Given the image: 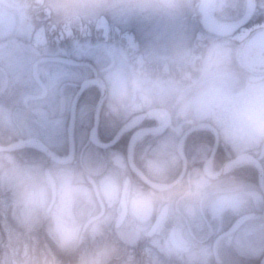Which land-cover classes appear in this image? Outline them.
<instances>
[{"label": "flooded vegetation", "instance_id": "obj_1", "mask_svg": "<svg viewBox=\"0 0 264 264\" xmlns=\"http://www.w3.org/2000/svg\"><path fill=\"white\" fill-rule=\"evenodd\" d=\"M216 2L217 0H214L212 5L216 6ZM227 3L225 11L231 17L230 23L238 24L250 14L247 22L230 34L221 35L206 30L203 27L201 18H198V27L194 28L195 33L197 32L194 42L190 41L192 45H202L201 41L204 40L205 48L215 45L221 50L233 51L249 40L252 35L264 30V0H228ZM251 4H253L252 11ZM0 8L1 15L7 13L19 17L18 30L20 36H22L21 38H13L11 42L13 47H17L15 50L17 53L26 45L36 52L38 51L39 57L35 68L42 62L54 61L55 57L38 50L40 48L45 49L44 46L36 45L34 40H31V36L35 34L40 25L45 23H41V21L33 23L32 16L26 15L25 4H22L20 0H0ZM212 16L218 22H222L217 15L212 14ZM47 18L45 16L44 19ZM45 22L48 24V30L50 27L53 28L51 20ZM244 30L248 31V35L241 40L236 38ZM190 42L189 45H191ZM260 47H264V40L257 43V48ZM71 48L73 50V47ZM192 56H194L193 51H186L181 58L182 63L190 62ZM261 62L262 57L258 52L241 55L231 63L235 67L232 71H235L238 75L242 68L258 69ZM165 64L169 65L167 61H165ZM68 65L70 74L67 77L53 75L47 78L42 73L37 75L35 80L41 91L33 95L36 96V99H34L36 105L34 109L36 113L35 120L36 125H39L36 132L39 129L42 132L46 127L43 124L42 108L45 101L50 98L53 101H50L49 104L55 103L57 105V108L51 110L53 125H57L62 130L65 122L69 121L68 137L63 138L59 135L55 143L49 144L44 139L43 134H38L39 132L35 135L32 133L30 136H21L25 139H39L62 162L51 159L39 149L26 146L22 149L29 148L27 151H30L31 154L21 157L23 161L21 164L44 168V174L46 170H50L51 174L61 176L62 172L66 170L67 181L71 183L73 191L77 193L81 202L74 204L71 200L68 201V216L71 217L68 225L57 216L56 211H53L55 207L46 208L44 213L39 211L37 218L39 219L38 223L41 226V231L35 232L34 235L38 239H42L45 244L50 245L58 256L67 259H76L92 241L93 244H98L104 239L109 240V237H111V241L116 243L122 254L128 251L137 254L143 250L147 251L148 248L155 249L160 255H165L168 251H185L187 248L183 243L182 231L179 228L181 225L178 220H176L177 223L171 221L172 208L179 216H182L183 209L180 207L176 209V205L180 206L189 190L191 191L195 185L199 187L198 184L201 183L206 187L211 186L214 190L213 193H216L220 191L218 183L224 181L230 186L227 191H231L232 188L236 189V187L247 190L249 193L246 197L248 202L241 204L239 198L229 196L224 201H217L215 208L212 205L203 207V197H200L199 207L196 208L195 215L198 217V221L211 222L221 217L227 209L239 206L232 213L230 225L214 236L212 240L213 251L217 236L234 225L241 217L250 214L236 231L219 240L216 249L218 251L224 239H227L228 244L233 243L234 237L242 228L247 227L251 222H257L258 230L253 233L258 235L260 254L248 256L247 258H259V264H261L264 259V154L260 151L246 150L241 154H248L253 160L247 159L233 164L223 176L212 178L210 172L219 169L216 166L218 162L217 152L213 156L212 151L206 154L203 151V146L211 144V141L201 139L203 133L214 136L210 131L211 126L206 121H199L184 127L186 122L183 119L170 118L166 107L169 95L153 99L154 95L149 90L154 86V81L151 80L152 77L143 75L145 72L141 69L143 65L139 62V59L132 60V64L127 59L112 62V67L107 71L114 72L115 75H106L107 77L91 76L89 74L85 76L74 75L75 71H82V68L89 67L84 61L70 59ZM165 67L166 65H164ZM195 69L199 71L200 67ZM185 73L187 72L184 71ZM59 79L65 80L62 82L64 85L57 84ZM170 81L174 80L168 79V84ZM232 83H236V77H233ZM83 84L85 85L83 86ZM97 86H100V90ZM52 87L57 89L52 91ZM16 88L15 86L10 89L6 85L3 90L5 99L10 97L13 92L18 95V92H16L18 89L15 90ZM129 88L133 90L131 95L127 91ZM60 89L61 91H59ZM112 92L123 93L127 98L130 96L129 105L109 106L107 100H109ZM103 96L102 107L97 108ZM58 99L63 102L62 105L55 102ZM219 101L223 107L227 108L225 98ZM137 103L140 104V110L143 113H138V109L136 111L133 109V105ZM26 104L27 102L23 99L19 107L13 108L8 98L7 107L12 114L18 110L22 115V119L26 121ZM98 111L99 118H97ZM126 113L128 114L127 117H125ZM64 115L66 116L65 122L61 120ZM56 118L60 119L57 120ZM175 121L180 123L178 125L173 124ZM7 123L10 126L13 123L17 124L14 117ZM17 127L20 131L19 125ZM192 127L197 128L190 132L183 141L182 148L183 146L185 148V154L183 155L180 150L181 139ZM145 129H151V132L149 134L143 132L139 136V133L145 131ZM173 129L178 132L183 131L181 136L179 135L177 138L175 154H170L167 157L151 155L156 147L169 143L164 142L162 138ZM55 136L53 134L52 138L54 139ZM191 137H193V140L189 139ZM214 138L216 143V136ZM219 142V146L223 145L226 148L232 146L230 142H226L221 136ZM32 154H35V156ZM238 155L240 154L233 153L232 156H227L228 158L223 161L222 165ZM155 158L158 163L165 162L159 164L158 168L154 164ZM161 159L164 160L160 161ZM255 159L259 161V165L256 164ZM207 163L210 172L207 169ZM52 166H54V170L55 168L58 169L59 173L55 172L56 170L52 172ZM27 179L21 183L24 187L28 185ZM178 179H180L179 182L170 187H155L148 182L157 183L156 181H161L158 183H165L166 180H169L167 182L172 184ZM97 186H101L106 195L97 197L93 194L89 199V193H94ZM251 199L254 206H251ZM166 205L165 216L154 228L161 211ZM77 216L83 218L79 224H77ZM172 230H174L176 240L178 243L184 244V248H179L172 242ZM193 236L194 238L197 237L195 234ZM209 241L210 238H207L203 242L206 244ZM59 242L69 244L77 242L79 245L73 250L64 252L58 246ZM155 242H163L165 250L162 249L161 243ZM80 244H83L82 247ZM243 259L246 258L243 257ZM216 263L220 264V261Z\"/></svg>", "mask_w": 264, "mask_h": 264}, {"label": "rangeland", "instance_id": "obj_2", "mask_svg": "<svg viewBox=\"0 0 264 264\" xmlns=\"http://www.w3.org/2000/svg\"><path fill=\"white\" fill-rule=\"evenodd\" d=\"M20 2L25 4L26 15L32 16L33 23L41 21V23H45L44 25L47 27L48 24L45 21L50 19L47 18L45 20L44 18L46 15L43 13H38L35 15L33 14L34 5H38L40 0H20ZM227 2L228 0H217L215 7L223 9L226 13L225 8L228 4ZM1 14L2 13L0 11V57H6L10 65H8V69L5 71L0 67V123L4 127V129H0V139H2L4 143H8V145L13 144H9V141H7L8 139L2 132V130H5V133L6 131L17 132L13 126L8 125V123L3 124L2 122V119L5 120V122H10L12 117L15 118L17 124L19 125V136H30L32 133L35 135L39 132L38 134H43L44 139L49 144L55 143L56 138L57 136L59 137V135H61L63 138H67L69 135V121H67V123L65 122L66 116L64 115L61 119L65 122L62 130L58 128L57 125H53L54 123L51 120L53 119L51 118L53 114L51 110L53 108H57V105L55 103L49 104L51 101L50 98L47 101L44 99L45 103L43 104L42 108V119L43 124L46 125V127L42 132L40 129L38 132H36V128L38 129L39 127V125H36V116L35 118L31 119H29L27 116V120L25 121L22 119V115L18 110L13 114L10 112L7 107L8 98L6 101L2 102L3 90L6 88V85L10 89H13L15 86L17 87L15 90L18 89L16 92H18V102L20 104L25 96L37 94V92H40L41 90L33 75L36 59L39 57V52L32 50L34 54L27 57L23 56L22 53L24 51L22 49L18 51L19 53H17L15 51L17 47H13L11 42L12 39L15 38L19 33V17L12 13V15H8L7 13H4L3 15ZM105 20L106 19L104 18H100L94 23L82 22L74 28L69 27L67 29H62L61 32L63 34V39L60 37V34L58 35L57 41L53 40L52 38L48 39L50 42H48L47 45H42L45 49L40 48L38 50L46 52V55L55 58L54 61H45L47 63H40V65L35 69L37 75L41 73L43 75L45 73H43V71L48 69L47 66L58 67V73L60 69L66 72V70H68L67 63L71 59L69 57L72 55H78V50L83 55H87V50H89L91 51L90 57L97 59L98 55L100 54H102L104 57L106 56L102 51L103 49L105 53H109L111 59L114 60L127 59L129 63L132 64V60L134 61L135 59H139V62L143 65L141 69L145 72L143 75L152 77L151 80L154 81V86L149 90L152 91V94L154 95L153 99L163 97L164 95L171 96L175 90L174 81L180 76L184 75V71L187 73L190 72L189 74L193 77L198 78L200 76V70L198 71L195 69L200 67L199 62L195 60V56L198 55L200 51L205 49V45L204 40L201 41L203 43L202 45H192L197 33H195L194 30V28L198 27L197 19H193L189 16L178 17L176 19L153 17L151 19H134L132 21L121 23H114L113 21L107 19L109 28L104 37L102 35L103 30L101 29L97 31L95 27L97 23L98 25L106 23ZM86 24L89 26L90 35L86 33L88 32ZM80 26L82 30L81 34L79 33ZM71 29H73L74 34L71 33ZM59 30L60 29L57 31ZM65 30H67V32H65ZM55 33L56 32H54L53 35H55ZM133 35L135 36L136 41L133 40ZM32 39L33 38L31 37V40ZM127 39L130 40V43L127 41ZM5 40L7 41V44ZM175 41L176 45L173 44ZM190 41H192V43ZM171 42L173 46H168ZM189 42L191 45H189ZM139 46L141 49L136 50L135 48ZM71 47H73V50ZM188 50H191V52L193 51L194 56L191 57L190 62L184 64L182 63L181 58ZM60 53H68L70 56L63 58L60 56ZM103 59L104 58H102V60ZM80 60L82 61V59ZM165 61H167L169 65L165 64ZM164 65H166L165 68ZM111 67L112 63L107 66V69H110ZM233 68L235 67L230 64L225 70L213 71L205 81V86L218 100L225 98V94L228 92V90L232 89L237 84V80L236 83H232L233 77H236L237 75L235 71H232ZM54 74L57 75V73ZM87 74L88 73L85 75ZM12 75H15L13 80L11 78ZM107 75L113 76L115 73L107 71ZM168 79H172L174 81H170L168 84ZM24 87L28 88L25 89ZM97 87H99L100 90V86ZM56 89L57 88L52 87V91ZM59 91H61V89ZM127 91L128 94L131 95L133 90L129 88ZM129 97L127 98L125 105H129L131 101ZM9 100H11L12 104V99ZM59 100L60 99H58V101L56 100L55 102H58L59 105H62L63 102ZM33 101L34 100H31L30 102ZM107 103L110 106L109 100H107ZM116 106L117 104L113 103L112 107ZM133 107V109L136 111L137 108H140V104L137 103L133 105ZM127 116L128 114L126 113L125 117ZM56 119L59 120L60 118ZM179 123L180 122L176 123L175 121L173 124L178 125ZM186 125L189 126L190 124L184 123V127ZM0 128L2 127L0 126ZM22 131H24V133H21ZM182 133V130L178 132L175 129L167 133L162 139L164 142L167 141L169 143L167 145L164 143L162 146L156 147L151 152V155L167 157L170 156V154H175V144L177 143V138L179 135L181 136ZM53 134L56 135L54 139L52 138ZM189 139L193 140V137ZM17 140L12 142H18ZM215 144V138H213L211 144L209 143L208 145H204L203 149L206 150V152L207 150L208 152H211L214 149ZM219 145L220 142L217 145V150H215L217 153L220 147ZM231 145V148H226V154L228 156H232L233 153L241 154L246 150H251L243 142L231 143ZM28 147L36 148L34 145H29ZM28 149L29 148L20 149L11 153L0 152V264H213L214 258L212 251V240L219 231L227 228L230 225L232 213L236 211V208L239 207L238 206L233 209L229 208V210L227 209L224 211L221 217L216 218L214 221H198V217L195 215V213L199 207L200 197H203V207L206 205H212V207L215 208L218 201L213 198L210 202L207 194L213 193L214 190L211 188V186L206 187L200 183L198 184L200 185L199 187L195 185L194 187L196 188L193 187L191 191H188L186 198L180 203V206L176 205V209H179V207L183 209L184 213L182 216H179L175 209L172 208L173 212L171 214V221L175 222L178 220L179 224L181 225L179 228L182 231L183 243L187 248L185 251H168V253H165V255H160L155 249L148 248L147 251L143 250L140 253L141 256L134 255L135 253L133 251H128L122 254L117 248L116 243L111 241V237H109V240L104 239L98 244H93L92 241V243L87 246L84 251L76 257L75 260L72 258L66 259L64 257L58 256V254L52 250L50 245L45 244L42 239L40 240L34 235L35 232H39V230H41L38 220L35 219L36 215L39 213V211L44 213L46 208L25 206L23 202V189L25 190L26 188L38 184L44 174V168H39L36 166L31 167L30 164H21V161L18 158H23V156L26 154H31L30 151H27ZM181 151L184 155V146L183 148L181 146ZM32 155L35 156V154ZM162 160L164 159H161L160 161ZM164 162L162 161L158 163L156 159L154 164L159 168V164H163ZM52 168V172L56 170L55 172L59 173L58 169L55 168L54 170V166H52ZM207 169L209 171L208 166ZM64 172H62L61 176L67 180L66 170H64ZM210 173L214 174L215 172L211 171ZM35 178H37V181L34 183L33 180ZM26 179L27 181L29 180V182L28 185L24 187L21 185V183ZM167 181L169 180H166L165 183H158L161 181L156 182L157 184L165 185L167 183L169 184ZM218 184L220 191L225 193L230 192L227 191L230 189V186L224 181L219 182ZM8 195H13L14 197L10 198ZM247 199L248 198L245 199V202L240 201L241 204L248 202ZM251 203V206H254L252 199ZM67 208L68 203L64 206L58 208L55 207L53 209V211H56L57 216L66 225H68L70 222V220L68 222L64 219L65 216H68ZM76 219L77 224L83 220V218L80 216H77ZM245 227L236 234L233 239V243L228 244L227 239H224L220 244L218 248V260L222 264H250V259L247 257L260 254L259 238L257 233H253L254 231L257 232L258 223L251 222L246 228ZM193 234H195L197 237L194 238ZM207 238H210V241L209 243L205 244L203 241ZM155 243H161L162 249L165 250V245L163 242ZM78 245L79 243L77 242H72V244L59 242L58 246L63 251L68 252L73 250ZM82 245L83 244H80L81 247ZM243 257L246 259H243Z\"/></svg>", "mask_w": 264, "mask_h": 264}, {"label": "clouds", "instance_id": "obj_3", "mask_svg": "<svg viewBox=\"0 0 264 264\" xmlns=\"http://www.w3.org/2000/svg\"><path fill=\"white\" fill-rule=\"evenodd\" d=\"M43 13L58 29L76 27L82 22L94 23L100 18L114 23L134 19L165 17L176 19L189 16L198 19L214 14L221 18L225 27L231 17L223 9L213 6L210 0H40L34 6V15ZM264 40V30L252 35L233 51L209 46L195 56L200 65V76L185 73L175 80L174 93L166 101L169 117L183 119L186 123L206 121L226 142H243L251 150L264 154V47L257 48V42ZM258 52L262 57L258 69L242 68L236 76L237 84L225 94L227 108L205 86V81L213 71L225 70L241 55ZM127 96L112 92L109 96L113 103L124 105ZM105 196L101 186L94 193ZM212 199L224 201L231 197L245 202L249 193L243 188L232 189L225 193H208ZM71 200L81 202L73 191L71 183L60 175L45 173L38 184L24 190L25 206L39 208L61 207ZM86 202V201H85ZM65 221L71 219L65 216Z\"/></svg>", "mask_w": 264, "mask_h": 264}, {"label": "trees", "instance_id": "obj_4", "mask_svg": "<svg viewBox=\"0 0 264 264\" xmlns=\"http://www.w3.org/2000/svg\"><path fill=\"white\" fill-rule=\"evenodd\" d=\"M22 36V35H21ZM21 36L20 35H16V37L15 38H21ZM6 41V40H5ZM173 44L174 45H176V41L175 42H173ZM172 45V42L168 45V46H171ZM173 46V45H172ZM23 49V56L25 57V56H29V55H33L34 53H33V49H30L29 48V46H27L26 45V47L24 48V47H22ZM19 51V50H18ZM35 51V50H34ZM102 51L104 52V54L106 55L105 57L104 56H102V54H100V55H98V58L97 59H93V58H91L90 56H91V51H89V50H87V55H83L81 52H79V50L77 51V53H78V55H72V56H70L68 53H60V56H62L63 58L64 57H69V58H71V59H74V60H80V59H82V61H84L85 62V64H88L89 65V67L87 68V67H84V68H82V71H75V73H74V75H76V76H79V75H85L86 73H88L89 75H91V76H95V75H98V76H103V77H107L106 75H107V66L108 65H110L112 62H114V61H117V60H114V59H111V57H110V54L109 53H105V51L102 49ZM76 53V52H75ZM100 56H102V57H100ZM109 56V57H108ZM100 57V58H99ZM108 57V58H107ZM102 58H104L103 60H102ZM81 61V60H80ZM68 64V63H67ZM66 64V65H67ZM8 65H10L9 64V61L6 59V57H0V67L5 71L6 69H8ZM47 68L48 69H46V71H45V73L43 74V75H45L47 78L49 77V76H53V75H55L54 73H57V75L58 76H68L70 73H69V65H68V70H66V72L65 71H62V69H60L59 70V73H58V67H48L47 66ZM87 68V69H86ZM87 74V75H88ZM14 76L15 75H12L11 76V78H12V80L14 79ZM63 81H65L64 79H59L57 82V84L58 85H60V84H62V85H64L62 82ZM27 84H28V82H27ZM26 88H28V87H26ZM25 88V89H26ZM3 95H4V93H3ZM9 99H12V105L11 106H13V108H15V107H19V100L18 99H15V97H14V95L12 94L10 97H8ZM159 100V99H158ZM4 101H6V99H5V96H3V98H2V102H4ZM9 102L11 103V100H9ZM33 103V104H32ZM21 104H22V102H21ZM35 103H34V101L33 102H30V101H28L27 102V104L25 105V109H26V113H27V116H28V118L29 119H31V118H35V112H34V109H35ZM2 122H3V124H5V123H7V122H5V120H3L2 119ZM31 123V122H30ZM0 126L2 127V128H0V129H4V127H3V125L0 123ZM11 126H13V128H15L16 130H17V132H13V131H6V133L2 130V132L4 133V135L6 136V138L8 139L7 141H15V140H17L19 137H21L22 135H20L19 136V134L20 133H18V128H17V124H11ZM30 126V125H29ZM14 130V129H13ZM25 131H26V129H25ZM20 132V131H19ZM21 133H24V131H22ZM24 137V136H23ZM214 138V136L213 135H211V134H206V133H203V134H201V139L202 140H207V141H212V139ZM17 151V150H16ZM16 151H12V152H16ZM205 151V153L207 154V153H210V152H208V150H207V152H206V150H204ZM9 153H11V152H9ZM217 156H218V162H217V164H216V166H218V167H220V166H222V163H223V161H225L228 157H227V154H226V147L225 146H220L219 147V150H218V153H217ZM18 159H20V161H21V163L23 162L22 161V159L21 158H18ZM37 180V178H35L33 181H36ZM27 182H29V180L27 181ZM8 193V192H7ZM11 193V192H10ZM9 194V193H8ZM8 196H10V198H13L14 196L13 195H8ZM35 214H36V212H35ZM37 217H38V214H37ZM75 260V259H74ZM250 264H259L260 263V260H259V258H250Z\"/></svg>", "mask_w": 264, "mask_h": 264}, {"label": "water", "instance_id": "obj_5", "mask_svg": "<svg viewBox=\"0 0 264 264\" xmlns=\"http://www.w3.org/2000/svg\"><path fill=\"white\" fill-rule=\"evenodd\" d=\"M213 1H214V0H210V3L213 4ZM252 8H253V4H251V11H252ZM251 11H250V12H251ZM249 16H250V14H249L245 19H243L242 21H240L238 24L230 23L227 27H225V25H224L223 22H218V21L212 16V14H209V15H206V16H203V17H202V24H203V27H204L205 29L210 30V31L213 32V33L221 34V35H228V34H230L233 30H235V29H237L238 27H240L241 25L245 24V23L247 22V20L249 19ZM258 33H260V32H258ZM257 43H261V41H258ZM84 85H85V84H83V86H84ZM81 91H82V89H81ZM28 98H36V97H28ZM103 99H104V96L101 98L100 103H102ZM97 118H99V111L97 112ZM196 128H197V127H193V128H191V129L186 133L185 136H187V134H189L190 132H192V131L195 130ZM71 133H72V129H71ZM71 138H72V136H71ZM31 141L36 142V143L40 146V148L43 150V152H44L45 154H47L50 158H52L53 160H55V161H57V162H62L61 160H58V159H56L54 156H52L50 149H48V148L42 143V141H40V140L37 139V138H29V139H25V140L23 141V143L20 144V145L0 146V152H1V151H12V150H15V149H18V148L25 147V146H27V145L29 144V142H31ZM218 142H219V135L216 134V144H215V147H214V149H213L212 155L215 153V150H216V148H217ZM247 157H250V158H251L250 155L245 154V153L242 154V155H239V156L235 157L234 159H232L231 162L229 163V165L234 164V163H237V162L241 161L243 158H247ZM255 161H256V163L259 165V161H258L257 159H255ZM223 172H224V171H223ZM46 173L51 174V173L49 172V170H47ZM222 174H223V173H222ZM180 179H181V178H180ZM180 179H178L177 181L173 182L172 185H170V186L175 185L177 182H179ZM148 182H149V181H148ZM149 183H150V182H149ZM150 184H151V183H150ZM151 185H152V184H151ZM170 186H169V187H170ZM166 208H167V205H166V206L163 208V210L161 211V213H160V215H159V218H158V220H157L156 223H155L154 228L157 227V225L160 223V220L165 216L166 211H167ZM249 216H250V214H248V215H244V216L241 217V218H240V219H239L234 225H232L228 230L224 231L223 233H221V234L216 238V240H215V242H214V247H213L215 257L217 256V251H216V245H217V242H218L223 236H225L226 234L232 233V232H234L235 230H237V229L241 226V224L244 222L245 218H248ZM171 240H172L176 245L178 244V241H177L176 238L174 237V232H173V231H172V234H171ZM178 246H179L180 248H184V245H182V244H178ZM263 262H264V260H263Z\"/></svg>", "mask_w": 264, "mask_h": 264}, {"label": "bare ground", "instance_id": "obj_6", "mask_svg": "<svg viewBox=\"0 0 264 264\" xmlns=\"http://www.w3.org/2000/svg\"><path fill=\"white\" fill-rule=\"evenodd\" d=\"M101 28H104V29H105V33H106V32H107V29H108V26H107L106 23H103V24L101 25ZM18 35H20V31H19ZM247 35H248V31H247V30H244V31H242L240 34H238L236 38H238V39L241 40V39H244ZM31 37L33 38V40H36V39H37L38 42H42V41H44V40H45L44 30L41 29V30L38 31L37 38H36V35H35V34H33ZM138 41H139V40H138ZM129 42H130V40H129ZM142 47H143V45H142ZM135 49L138 50V49H141V48H140V46H139V47H136ZM27 56H28V55H27ZM27 56H25V57H27ZM37 60H38V58L36 59V62H37ZM13 95H14L15 99H18V95H16L15 92H13ZM101 107H102V103L99 102L97 108H101ZM137 109H138V113H143V112H141L140 108H137ZM204 125H205V124H204ZM192 128H193V127H192ZM190 129H191V128H190ZM190 129H189V130H190ZM210 131H211V133L214 134V135L217 134L216 130H215L214 128H212V127H210ZM145 132H146L147 134H149V133L151 132V129H145L144 133H145ZM141 135H142V133H141ZM31 144H34V145L39 146V145H38L36 142H34V141H32ZM227 156H228V155H227ZM55 158L58 159V160L60 159V158L57 157V156H55ZM247 159L253 160L252 158L247 157V158H243L241 161H243V160H247ZM50 173H51V172H50ZM35 219L39 220V219L37 218V216H36ZM39 231H41V230H39ZM40 234H42V233L40 232ZM221 239H222V238H221ZM62 251H63V250H62ZM64 252H65V251H64Z\"/></svg>", "mask_w": 264, "mask_h": 264}]
</instances>
